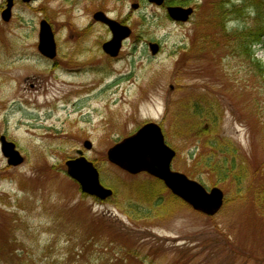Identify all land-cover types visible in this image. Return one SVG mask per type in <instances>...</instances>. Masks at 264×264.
Instances as JSON below:
<instances>
[{
  "label": "rangeland",
  "instance_id": "374dc122",
  "mask_svg": "<svg viewBox=\"0 0 264 264\" xmlns=\"http://www.w3.org/2000/svg\"><path fill=\"white\" fill-rule=\"evenodd\" d=\"M169 1L156 6L146 0H16L11 19L3 22L0 16V138L23 157L21 165L9 166L0 143V264H264V212L255 207L257 193L262 189L264 195V72L227 46L214 26L219 0H189L194 12L185 24L168 17ZM258 1L264 12V0ZM5 3L0 0V14ZM250 8L227 28L252 27ZM95 12L131 30L116 58L101 49L111 33L93 20ZM42 20L54 36V59L37 50ZM148 43L159 45L156 56ZM255 59L264 63L260 45ZM16 64L25 68L15 78ZM87 67L93 70L84 77L133 101L116 112L106 98L94 95V102L79 100L64 112L43 116L11 97L14 88L40 91L47 80L43 69L58 70L60 79L65 76L59 71ZM195 105L214 109L217 125L202 121L201 130L208 131L206 139L215 137L235 149L236 171L240 167L249 175L248 190L209 172L204 163L212 153L214 160L229 155L176 122ZM147 123L158 125L175 151L173 172L207 191L223 192L224 206L216 215L195 212L150 176L129 175L107 160L110 148ZM76 151L93 164L112 197H89L68 177L65 163L77 158ZM157 193L163 202L155 209L158 215L141 218L150 208L144 201Z\"/></svg>",
  "mask_w": 264,
  "mask_h": 264
},
{
  "label": "water",
  "instance_id": "95a60500",
  "mask_svg": "<svg viewBox=\"0 0 264 264\" xmlns=\"http://www.w3.org/2000/svg\"><path fill=\"white\" fill-rule=\"evenodd\" d=\"M21 1L29 3L32 0ZM147 1L161 6L165 0ZM13 2L14 0H6L5 8L0 14L2 21L10 20ZM132 8L137 9L138 5L133 4ZM166 11L171 20L180 23H186L193 14L192 8L168 7ZM92 18L106 25L111 32L112 37L103 43L102 51L111 58L117 57L122 42L131 34L130 29L108 18L102 12L94 13ZM148 48L152 56L159 51V46L155 43H149ZM38 51L50 59L56 55L54 36L50 25L45 20L39 23ZM0 143L1 152L9 166L16 167L23 163V157L12 142L1 137ZM83 147L90 150L92 145L86 141ZM77 155V158L65 163L67 175L79 185L83 194L101 201L110 198L113 192L100 184L98 171L93 164L82 156L81 151H77ZM175 156V151L165 144L161 128L154 123L145 124L135 134L123 139L107 151L108 161L128 174L147 173L160 180L173 196L195 212L208 217L216 215L224 204L223 192L216 187L207 191L198 182L188 179L181 173L173 172L171 163Z\"/></svg>",
  "mask_w": 264,
  "mask_h": 264
},
{
  "label": "trees",
  "instance_id": "16d2710c",
  "mask_svg": "<svg viewBox=\"0 0 264 264\" xmlns=\"http://www.w3.org/2000/svg\"><path fill=\"white\" fill-rule=\"evenodd\" d=\"M188 1L189 0H170L169 4L187 6ZM261 3L262 2L258 0H240L239 3L230 0H219V3L217 2L214 6L216 11V21L213 23L214 26L221 31L226 40V45L234 49L235 53L251 59L255 68H257L262 75L264 72V63L255 59L257 46H262V50L264 51V12L261 8ZM250 7H253L255 11V24L252 27H245L242 30H230L227 28V25L230 22L240 20L246 16L247 10L251 9ZM176 118V122L184 124L183 128L186 133L190 131L192 134H195L197 138L205 137V139L208 131L206 129L201 130V122H207L210 123L211 126H215L218 121L215 111L211 106H209L208 109H204L198 105H195L193 112L188 114L181 112ZM191 125H193L192 128H190ZM205 144L211 147L214 151L216 150L220 153H226L229 155V158L223 156L219 160H214V153H212V156H210L204 163L206 169H208L209 172L214 173L215 176H218L221 181H226L227 179L232 178L235 180L241 191L248 190L251 184L249 181L247 183L249 175H247L245 170L240 167L239 170L236 171L238 165L235 160V149H233L228 143H223V141H219L215 137H209L206 139ZM260 171L263 175L264 164ZM158 193L154 198H150V201H144L146 204H150V208H148L146 212H141V218L148 219L152 215H158V211L155 209L163 204L162 198L158 196ZM255 207L264 212V195L262 194V189L255 196Z\"/></svg>",
  "mask_w": 264,
  "mask_h": 264
},
{
  "label": "bare ground",
  "instance_id": "6f19581e",
  "mask_svg": "<svg viewBox=\"0 0 264 264\" xmlns=\"http://www.w3.org/2000/svg\"><path fill=\"white\" fill-rule=\"evenodd\" d=\"M24 52L26 55L30 54L29 49H26ZM19 65L20 64H16L14 66L15 70L18 71L12 75L15 78L21 76L20 72L25 68L24 66L19 67ZM98 67L102 71V66L100 67L99 65ZM92 70L93 69L90 67H87L81 70L59 71L61 75L65 76V78L59 79L56 76V72L58 70L56 72H49L46 69H43V71H46L47 80L40 91L35 94H26L17 88H14L11 93V97L12 99L19 100L21 103L20 105L24 108H32L44 113L43 116H45V111H52L55 114L59 111L64 112L67 107L69 109L73 108L75 103L79 100L94 102V95H99V101L106 98V105L112 107V110L116 112H120L123 106L129 105L130 102L133 101L130 99L116 97V91L113 90L114 87L110 86L107 88V85L105 86L103 81L93 83V80H91L92 77H84V74L90 73ZM115 73L116 71L114 70L113 74ZM53 76L55 79H53ZM96 79L101 80L100 76H97ZM130 84L133 85L134 82H130ZM101 107V110L104 111V104H102ZM80 115L81 113H77V117ZM76 120L80 121V118ZM25 125L26 124H24V126Z\"/></svg>",
  "mask_w": 264,
  "mask_h": 264
},
{
  "label": "flooded vegetation",
  "instance_id": "af4514ba",
  "mask_svg": "<svg viewBox=\"0 0 264 264\" xmlns=\"http://www.w3.org/2000/svg\"><path fill=\"white\" fill-rule=\"evenodd\" d=\"M56 51H57V50H56ZM56 54H57V53H56ZM55 57H56V56H55ZM55 57H54V58H55ZM54 58H53V59H54Z\"/></svg>",
  "mask_w": 264,
  "mask_h": 264
}]
</instances>
